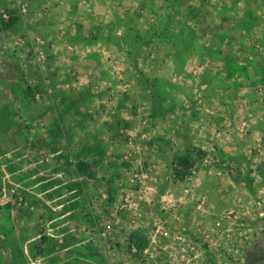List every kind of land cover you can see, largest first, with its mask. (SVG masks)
<instances>
[{
    "label": "crops",
    "instance_id": "crops-1",
    "mask_svg": "<svg viewBox=\"0 0 264 264\" xmlns=\"http://www.w3.org/2000/svg\"><path fill=\"white\" fill-rule=\"evenodd\" d=\"M51 58L56 69L70 61L72 79L84 61ZM107 74L94 69V89L121 87L115 80L122 70L109 73L110 84ZM249 83L234 81L233 100L224 104L228 88L218 73L201 87L202 103L185 106L190 117L181 119L175 108L165 118L161 112L150 122L138 118L139 140L154 144L133 146L129 160L136 170L130 171L141 175L135 188L130 171L121 179L108 166L117 151L105 118L81 126L67 111L59 116L62 104L0 102L6 112L0 116V264H131L133 256V264H244L264 235V83ZM11 92L0 89V101ZM17 108L23 118L15 116ZM66 120L71 129L64 130ZM152 125L161 130L145 138ZM96 142L103 143L98 159ZM11 187L23 192V208L4 201Z\"/></svg>",
    "mask_w": 264,
    "mask_h": 264
},
{
    "label": "rangeland",
    "instance_id": "rangeland-1",
    "mask_svg": "<svg viewBox=\"0 0 264 264\" xmlns=\"http://www.w3.org/2000/svg\"><path fill=\"white\" fill-rule=\"evenodd\" d=\"M57 54L83 58L74 69L81 77L71 78L70 61L54 68L49 58ZM90 57L100 62L90 63ZM263 58L264 0H0V89L12 91L0 102L16 101L22 108L46 101L62 104L59 116L67 111L81 126L89 118H105L117 151L108 166L116 175L123 173L121 179L136 170L129 160L133 146L154 144L139 140L138 118L150 122L160 112L165 118L175 108L181 119L190 117L185 106L202 103L201 87L218 73H224L228 88L224 104L231 103L234 81L241 86L264 83V75L256 76L264 70ZM119 60L122 65L115 64ZM95 68L108 69V84L113 79L109 73L122 70L124 76L115 80L121 87L94 89ZM56 73L63 77H54ZM66 122L64 130L71 129ZM160 130L150 126L145 138ZM114 137L122 138L117 142ZM102 147L96 142L95 158Z\"/></svg>",
    "mask_w": 264,
    "mask_h": 264
},
{
    "label": "built area",
    "instance_id": "built-area-1",
    "mask_svg": "<svg viewBox=\"0 0 264 264\" xmlns=\"http://www.w3.org/2000/svg\"><path fill=\"white\" fill-rule=\"evenodd\" d=\"M131 144V142H129ZM130 187L135 188L141 184V175L135 171H130ZM4 201H7L8 204L13 208H23L26 205L25 196L23 192L17 187H11L7 189V192L4 196ZM161 234L166 236L167 233L162 231Z\"/></svg>",
    "mask_w": 264,
    "mask_h": 264
},
{
    "label": "trees",
    "instance_id": "trees-1",
    "mask_svg": "<svg viewBox=\"0 0 264 264\" xmlns=\"http://www.w3.org/2000/svg\"><path fill=\"white\" fill-rule=\"evenodd\" d=\"M244 264H264V235L251 244L245 253Z\"/></svg>",
    "mask_w": 264,
    "mask_h": 264
}]
</instances>
